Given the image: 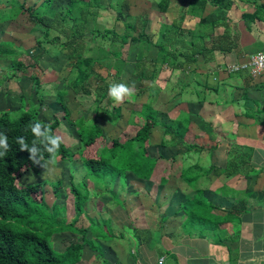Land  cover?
I'll return each mask as SVG.
<instances>
[{
    "label": "crops",
    "instance_id": "obj_1",
    "mask_svg": "<svg viewBox=\"0 0 264 264\" xmlns=\"http://www.w3.org/2000/svg\"><path fill=\"white\" fill-rule=\"evenodd\" d=\"M13 1L22 8L9 19L14 7L10 0H0V26L26 24L32 34L28 37L32 36L34 43L45 41L43 36L50 39L58 34L55 29L46 28L44 22H32L28 15L30 10H41L43 0ZM82 1L91 5L94 12L92 21L86 24L88 32L109 29L118 33L113 26L117 22L122 24L124 15L132 16L130 5H112L119 0ZM185 1L168 5L161 13L164 20H170L166 27L176 22L180 14L183 17L179 26L190 31L208 26L221 16L225 25L220 26L222 21L219 22L216 32L228 29L234 46L225 53L213 50L205 58L195 54L184 67L161 66L152 82L158 89L153 104L164 108H155L152 104L155 123L149 126L144 141L146 155L154 159L149 175L140 178L135 172L125 170L114 177V188H104L107 194H114L105 206L108 216L99 226L92 227L94 247H84L75 264H153L158 259H161L160 264H264V71L251 77L247 69L232 73L223 70L244 62L247 55L264 48V22L254 20L244 26L241 14L253 11L251 0H228L227 9L216 6L224 5L226 0L219 4L209 0L198 17L180 12ZM68 3V0H49L48 11L62 15ZM256 3L264 5V0H256ZM148 6L151 11L156 10L154 1ZM99 10L114 12L112 27H98ZM24 14L27 19L22 18ZM150 21L145 19L144 30ZM15 32L23 34L17 29ZM84 36L83 42L88 43L90 36L88 40ZM28 37L19 35L20 44H15V52L26 50L23 42H27ZM213 37L215 32L206 34L202 38L204 45H209ZM58 40L64 37L59 36ZM3 41L14 43L16 40ZM47 45L45 43L46 51L39 58L58 54H53L52 49L51 55L47 54L52 48ZM143 45L147 53L140 51L139 54L148 65L156 52L152 45ZM69 53L70 50L62 54L61 59L68 58ZM71 72H74L73 67ZM123 73L127 75L126 80L132 78L130 82L146 100L149 80L140 78L133 66H125L113 78L120 79ZM94 74L97 73L94 71ZM114 101L115 98L110 104ZM132 110L134 107L129 113ZM111 111L113 107L108 108V112ZM163 125L172 128L184 144L194 147L167 145ZM244 141H252L251 170L246 176L199 172L210 166L230 165L228 150L232 144H244ZM171 157L173 160L169 161ZM182 169L197 171V174L185 177L180 172Z\"/></svg>",
    "mask_w": 264,
    "mask_h": 264
},
{
    "label": "trees",
    "instance_id": "obj_2",
    "mask_svg": "<svg viewBox=\"0 0 264 264\" xmlns=\"http://www.w3.org/2000/svg\"><path fill=\"white\" fill-rule=\"evenodd\" d=\"M68 1V6L62 15L48 11L49 0H43L44 5H40L41 10L28 11L32 22L40 24L44 22L46 28L47 26L53 28L58 33L50 39L43 36L45 41H35L36 46H41L37 53L28 55L26 50L15 52V46L13 47L10 41H0V60L11 66L12 76L18 71L24 75L25 68L33 65L46 51L42 43L58 44L62 49L70 50L68 59L73 60L72 67L75 75L70 83L71 91L74 94H86L89 88L85 82L94 73L96 65L105 68L106 72L111 70L112 77L119 75L124 63L120 57V49L124 44L152 45L156 53L149 63L151 67L145 66L142 58L133 64V68L135 72H139L140 78L150 82L146 101L136 114L139 119L138 133L134 132L132 137L121 142L113 140L109 147L99 148L95 156H83L80 152L81 149L91 145L96 138L101 136L102 132L98 125L92 124L87 127L82 124L81 119L74 121L78 145L81 147L77 156L85 179L108 190L114 177L125 170L135 172L140 178H147L154 159L146 155L144 141L147 138L149 126L155 123V110L152 108V104L158 89L152 82L159 69L163 64H169L171 67H184L192 61L195 54H201L205 58L213 50L228 52L234 46L233 39L228 29L224 30L223 28L222 31L216 32L218 25H225L221 16H219L220 19L214 20L208 26L202 25L196 30L190 31L179 26L183 14L176 18V22L169 23V27H166L165 23H161L153 41L151 36L143 30L145 19L140 21L138 32L133 34L137 28L135 18L129 16H125L126 20L122 25L121 33H114L109 29L102 31L92 29L91 32H88L86 24L91 22L94 16L91 5L82 0ZM154 1L158 12H165L170 2V0ZM208 1L188 0L185 13L196 17L200 16ZM213 1L219 4L223 0ZM251 2L254 7L253 11L241 14V19L246 27L254 20L264 22V5L256 3V0H251ZM10 3L13 4L10 5L12 8L14 7V10L8 17L9 19L13 18L22 8L13 0H10ZM225 3L216 6L220 9H227L230 6L228 0ZM47 19L50 21L47 22ZM86 31L90 33L92 42L97 37H105L109 48L102 47L99 42H95L93 46H90L89 42H83L82 38ZM212 32H215V37L209 45L205 46L202 38ZM59 36H63L64 40H58ZM95 50L98 54L97 57L94 54ZM25 54L28 55L27 58L33 60L30 62L31 64L22 62L21 56ZM179 56H182V59H179ZM29 78L37 85L38 81L33 75H30ZM96 81L99 83L94 86V91H92L95 94L94 97L92 96V103L96 108L93 111L94 117L98 115L97 106L101 98L110 87V83L106 82L103 77H98ZM101 82L105 84L101 85ZM113 99L110 92L106 104H110ZM106 109L108 110V107ZM37 126H39L38 132L34 131ZM57 126V119L45 123L37 120L29 111L17 110L0 113V138L2 141L6 139L8 144L7 149L3 144L0 145V264H75L80 260L84 247L88 249L94 247L92 238L86 237V229L74 225L77 217L84 212L88 196L87 184L84 179L74 182L71 177L69 178L68 191L72 197L74 212L73 218L69 221L58 218L62 213V206L56 203L48 206L43 198L35 199L29 193L30 185H17V179L23 172L37 173L41 169L43 161L52 154L59 155L61 158H70L73 155L61 141L55 146L51 143L53 139H57L54 135ZM163 136L167 138V145L178 144L187 146L186 148L194 147V145L184 144L169 126L163 125ZM20 138L23 139L22 143ZM162 142L160 144H163ZM251 153V146L234 143L228 150L230 165L224 168L210 166L207 170L199 172L207 174L214 171L216 174L246 176L251 170L249 163ZM168 160H173V157ZM180 172L189 178L197 174V171L192 173L186 169H182ZM50 184L53 195H57L59 181H53ZM35 187L37 186L35 185ZM110 194L114 196L113 193L110 192ZM62 232L78 234L80 238L79 241L68 244L62 251H57L51 245L50 238L53 234Z\"/></svg>",
    "mask_w": 264,
    "mask_h": 264
},
{
    "label": "rangeland",
    "instance_id": "obj_3",
    "mask_svg": "<svg viewBox=\"0 0 264 264\" xmlns=\"http://www.w3.org/2000/svg\"><path fill=\"white\" fill-rule=\"evenodd\" d=\"M119 1H117L116 4L112 3V5H130L129 14L132 16H124L135 18L137 28L133 31V34L135 35L136 32H138L140 21L143 19H149L152 21H150L145 30H143L146 34L149 33L152 41L155 40L160 28L158 22H160L161 19H164L162 18V12L149 10L148 5H151V2L154 0ZM187 1L188 0H186L184 4L182 3L184 7L187 5ZM177 4H180V0H172L169 3V6H175ZM184 7L182 8L184 9ZM183 9H181L180 12H185ZM98 13L99 16L96 18L99 23L98 27H112L115 22L113 20L114 12L110 10H99ZM22 18L27 19L25 14L22 15ZM125 20L126 19L124 18V21ZM169 21L170 20L166 19L163 23L166 24V22ZM123 23L121 24L117 22V25L113 26L118 33L122 32ZM183 25H186V23ZM16 29L22 31L23 34L16 33ZM29 34L31 33H29L26 24H24L23 27L17 22L13 26L6 24L0 26V41H3L4 39H10L12 41L16 40L14 43L11 42L13 47L15 44H20L18 42L19 35L21 37L25 35L26 38ZM89 36L90 34L86 31L84 36L85 39L88 40ZM31 37L30 39L28 37L27 42H23V45L26 46L25 49L28 55L37 53L41 49L40 45H35ZM95 42H99L104 48H109L105 37H97L93 42L89 41V45L93 46ZM42 46H45V43H42ZM47 46H52L47 54L51 53V49L53 54H58H55V57L47 56L38 58L33 65L25 68L23 71L25 72L24 75L18 71L12 76L11 66L7 62L0 60V113L4 111L24 110L31 112L37 120L45 123L57 119L58 126L54 130V135L56 138H59V141H61L67 150L72 152L73 155L70 158H61L59 155L52 154L49 158L43 161V165L37 173L23 172L17 179V185H30L31 188L29 189V193H31L35 199H39L40 197L43 198L48 206L52 203L62 206V213L58 218L69 221L74 216L72 197L68 191L69 178L71 177L74 182L84 179L87 184L88 196L84 205V212L77 217L74 225L86 229V237L93 238L92 236L95 231L94 229H91V227L99 226L100 222L108 216L106 207L109 205V202H107V200L113 195L107 194L104 188L99 184L96 185L92 181L85 179L80 160L77 156L81 147L78 145L76 132L74 130V121L81 119L84 126L90 127L92 124H95L100 127L102 132L101 136L96 138L91 145L82 148L80 151L83 156H95V154L97 155L99 148L102 146L109 147L113 140L116 142L124 141L128 137H132L131 134L133 131L138 133V121H136L138 120V116L136 115L138 111H136V109H140L141 105L144 104L146 100H143L142 95L138 94L139 90H137L138 88H135V84L130 82L132 78L126 80L127 75H124L123 73L120 79H114L111 77L113 72L107 73L105 72V68L98 65L94 68V71L97 74L95 75L93 73L85 82L87 88H89L88 93L90 95L88 93L74 94L71 91L70 84L75 75L74 72H71L73 60H70L67 57L61 59L62 54L66 55L69 50L62 49L58 44H48ZM263 49L264 48H262V50ZM120 51H122V56L125 58V61L123 59L124 63L121 71L124 70L125 66L131 68L134 64L135 58H141V55L139 54L140 51H144V54L147 53L145 52L146 48H143L139 43L128 44V46L125 44ZM94 54H96V57L98 56L96 50L94 51ZM28 55L25 54L21 56V60L25 64L33 61L31 58H27ZM179 59H182V56H179ZM144 60L145 58L142 59L143 62ZM150 62L151 61L148 62V65H144L149 66L150 68ZM260 73L261 72L255 74V76H258ZM30 75H33L37 79V85L34 84V81L31 78H29ZM99 75L105 78L106 82L112 81V85L110 91H107L101 98L100 103L97 106L98 115L94 117L93 111L95 105L92 102L95 94L92 91H94V86L99 83L95 80ZM251 77H254V75H251ZM104 84V82H101V85ZM121 86L129 88L130 94H125L121 102L114 101L107 105L106 100L109 92L112 90H118ZM106 107H113V111L108 112ZM131 107H134V111L136 112L132 110V112L129 113ZM153 107L159 109L164 108L159 107L156 103L153 104ZM0 141H2L1 138ZM244 144L251 146L252 141H244ZM53 181H59L57 195H53L50 186V183ZM35 185L37 187H35ZM106 186L109 187L108 185ZM114 186L115 184L113 182L110 187L114 188ZM79 238L80 236L78 234L62 232L53 234L50 240L53 248L57 251H61L68 244L79 241Z\"/></svg>",
    "mask_w": 264,
    "mask_h": 264
},
{
    "label": "built area",
    "instance_id": "obj_4",
    "mask_svg": "<svg viewBox=\"0 0 264 264\" xmlns=\"http://www.w3.org/2000/svg\"><path fill=\"white\" fill-rule=\"evenodd\" d=\"M241 69H247L252 76L264 71V49L247 55L244 62L226 66L223 70L232 73ZM160 263L161 259H158L153 264Z\"/></svg>",
    "mask_w": 264,
    "mask_h": 264
},
{
    "label": "clouds",
    "instance_id": "obj_5",
    "mask_svg": "<svg viewBox=\"0 0 264 264\" xmlns=\"http://www.w3.org/2000/svg\"><path fill=\"white\" fill-rule=\"evenodd\" d=\"M125 94H130V89L127 88V87H123L121 86L118 90H112L111 91V95L115 97L116 101H122L123 100V97ZM38 128L39 126H37L36 129H34V131H37L38 132ZM20 142L22 143L23 142V139L20 138ZM51 143L55 146V145H58L59 143V138L57 139H53L51 141ZM0 144H3V146L7 149L8 148V144L6 142V139L3 140V141H0ZM23 150V149H22ZM49 151H51V149H49Z\"/></svg>",
    "mask_w": 264,
    "mask_h": 264
}]
</instances>
